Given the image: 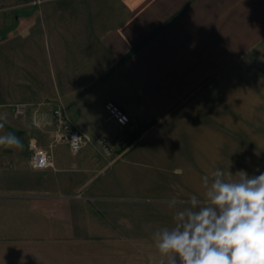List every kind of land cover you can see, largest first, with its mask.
Listing matches in <instances>:
<instances>
[{"label": "crops", "instance_id": "obj_1", "mask_svg": "<svg viewBox=\"0 0 264 264\" xmlns=\"http://www.w3.org/2000/svg\"><path fill=\"white\" fill-rule=\"evenodd\" d=\"M0 34V134L23 145L0 147V241L51 223L104 257L166 264L153 240L174 224L165 201L202 199L217 168L264 172V0H0ZM56 107L91 138L77 153L52 142ZM31 137L54 167H30ZM132 207L149 217L127 219Z\"/></svg>", "mask_w": 264, "mask_h": 264}, {"label": "clouds", "instance_id": "obj_2", "mask_svg": "<svg viewBox=\"0 0 264 264\" xmlns=\"http://www.w3.org/2000/svg\"><path fill=\"white\" fill-rule=\"evenodd\" d=\"M6 122L5 112L0 131ZM22 146L15 133L0 134V147ZM202 187V199L165 201L177 209L174 224L156 230L153 240L166 264H264V172L233 175L217 168L202 177Z\"/></svg>", "mask_w": 264, "mask_h": 264}, {"label": "rangeland", "instance_id": "obj_3", "mask_svg": "<svg viewBox=\"0 0 264 264\" xmlns=\"http://www.w3.org/2000/svg\"><path fill=\"white\" fill-rule=\"evenodd\" d=\"M52 142L53 144L58 143L54 140V127L52 129ZM38 141L35 137H31L27 144V155L28 162L29 156L31 154L30 142ZM48 152L51 153L48 147L42 146ZM22 161H15L14 166H18ZM55 164V163H54ZM107 213H113L121 211L118 209L105 210ZM124 212L125 216L128 218L136 217H149L148 210H138L134 207L126 208ZM29 225L30 233L25 236H15L11 240H1L0 241V264H121L124 261L127 263L140 259H122V258H112L104 257V249L108 248L107 244L102 243L100 240L91 241H81L75 240L68 237L63 228L56 227L53 230L51 223L47 224L45 233L37 235L33 234L32 223H26ZM128 224H132L127 222ZM128 228V227H127ZM26 235L28 240H26ZM42 236V237H41ZM23 238L24 240H21ZM39 238V239H38ZM44 238V239H43ZM149 260V264H153V259Z\"/></svg>", "mask_w": 264, "mask_h": 264}, {"label": "built area", "instance_id": "obj_4", "mask_svg": "<svg viewBox=\"0 0 264 264\" xmlns=\"http://www.w3.org/2000/svg\"><path fill=\"white\" fill-rule=\"evenodd\" d=\"M41 0H32V3L37 4ZM2 36L0 34V40ZM21 109V108H20ZM106 118L115 121L118 125L125 127L130 123L129 116L113 101L108 100L104 103ZM52 120L54 125V140L57 142H65L72 153L79 152L91 138L72 128L67 120L61 107H56L52 111ZM95 141L106 154L113 152L112 147L107 143L105 137L98 135ZM31 154L29 156V165L33 169H45L54 167L52 154L36 143L30 142Z\"/></svg>", "mask_w": 264, "mask_h": 264}]
</instances>
